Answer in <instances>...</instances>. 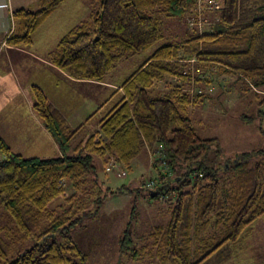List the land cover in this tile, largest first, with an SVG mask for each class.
I'll return each mask as SVG.
<instances>
[{
	"label": "trees",
	"instance_id": "1",
	"mask_svg": "<svg viewBox=\"0 0 264 264\" xmlns=\"http://www.w3.org/2000/svg\"><path fill=\"white\" fill-rule=\"evenodd\" d=\"M66 1L40 0L37 9L14 11L7 44L30 47L37 29ZM202 1L101 0L89 21L61 38L54 62L75 79L103 82L119 63L159 42L163 18H194ZM251 1L212 0L225 30L194 34L180 44L156 49L124 81L100 130L86 141H79L84 125L72 129L53 110L44 92L33 89L35 110L62 154L24 157L0 138L4 156L0 161V209L9 217L8 224L0 227V264L89 263V256L69 231L97 216L108 198L127 189L125 185L116 190L103 187L96 157L105 166L114 160L130 171L145 149L153 157L162 152L170 168L160 173L161 183L152 192L157 199L170 198L171 174L178 176L167 224L138 238L127 230L119 241L120 255L134 264L148 259L156 264H205L217 249L237 242L264 216V149L223 158L219 139L200 138L188 116L191 107L204 103L203 96L191 95L180 84L205 81L209 86L211 81L206 79L210 78L203 75L215 69L217 77L238 75L257 87L264 85V2ZM258 96H263L264 105V95ZM178 168L185 174L180 175ZM67 185L73 188L70 195ZM61 196L64 204L49 209ZM218 230L222 238L212 247L204 234ZM28 240L33 245L13 256Z\"/></svg>",
	"mask_w": 264,
	"mask_h": 264
},
{
	"label": "rangeland",
	"instance_id": "2",
	"mask_svg": "<svg viewBox=\"0 0 264 264\" xmlns=\"http://www.w3.org/2000/svg\"><path fill=\"white\" fill-rule=\"evenodd\" d=\"M211 1L203 0L199 10L201 14L194 18H163L159 26L162 36L159 42L150 50L119 63L109 75H114L118 82L123 83L161 46L180 44L194 34L224 31L225 27L219 22V12L213 9ZM80 2L82 4L79 11L74 5L66 9L67 14L71 16L69 18L74 19L72 24L76 22V26L90 20L92 12L99 8L101 0ZM252 2L260 4L264 0ZM215 75H218L215 69H212L210 74L203 75L210 78L206 79L211 81L209 86L205 81L192 86L180 82L182 88L191 95L201 94L204 99L203 104L189 109L188 116L196 133L203 139H219L223 158L264 149V105L261 104L263 96H258L264 95V85L257 87L253 82L238 75L223 78ZM77 95L81 99L91 101L90 107L99 102V109L104 103V92L97 91V88L95 91L79 88ZM111 107L104 109L89 121L79 135V141L88 140L100 129L99 119L103 118ZM94 163L104 188L116 190L125 185L127 189L108 198L97 216L86 218L82 225L69 231V236L89 256L88 264H134L127 257L120 255L119 241L127 230L131 236L138 238L150 234L158 225L167 224L168 211L174 203L172 197L178 176L172 172V187L167 189L170 198L163 200L161 196L158 199L152 196V192L158 190V187L150 189L141 183L142 180H159L160 173H166L163 164L157 157L149 156L147 149L133 161L132 170H126V177L118 176L121 167H114L112 171L107 172L109 165L105 166L99 157L95 158ZM178 169L181 171L180 175L185 174L183 169ZM66 190L69 195L73 192L71 185H67ZM64 202L63 196L58 197L49 204V209H58ZM8 222V214L4 209H0V227ZM204 235L206 242L212 243V247L218 245L222 238L221 230L215 233L208 231ZM32 245V240L24 242L15 249L13 256ZM139 264H156V261L148 259ZM205 264H264V216L257 219L237 242H228L217 249Z\"/></svg>",
	"mask_w": 264,
	"mask_h": 264
},
{
	"label": "crops",
	"instance_id": "3",
	"mask_svg": "<svg viewBox=\"0 0 264 264\" xmlns=\"http://www.w3.org/2000/svg\"><path fill=\"white\" fill-rule=\"evenodd\" d=\"M39 1L0 0L7 4V8H0V138L16 154L52 158L62 153L35 110L33 89L38 87L44 92L53 110L60 113L72 129L84 125L85 130L92 118L117 99L124 82H118L114 75H107L103 82L75 79L55 64L53 55L59 41L76 26L66 9L74 5L79 11L80 0H67L59 7L34 33L30 47L9 46L7 39L14 25L13 12L23 8L37 9ZM79 88L88 91L97 88L104 92L103 105L98 109L100 104L95 102V106L90 107L91 101L77 95ZM105 115L99 119V128ZM147 150L152 156L151 150Z\"/></svg>",
	"mask_w": 264,
	"mask_h": 264
},
{
	"label": "built area",
	"instance_id": "4",
	"mask_svg": "<svg viewBox=\"0 0 264 264\" xmlns=\"http://www.w3.org/2000/svg\"><path fill=\"white\" fill-rule=\"evenodd\" d=\"M0 8H7V4H5V3H0ZM103 138H105V137H103ZM156 157H157V159L163 164V167L165 168V170H166V172H167V170L169 169V165H168V163H167V161H166V158H165V156L163 155V153L162 152H158V154H156ZM4 158V156H3V154L0 152V161L2 160ZM114 167H119V165L118 164H116L115 162H114V160H112L111 162H110V164H109V166H107V168H106V171L107 172H110V171H112L113 170V168ZM118 176L119 177H126L127 176V172H126V170H124V169H121L119 172H118ZM160 181L159 180H155V179H151V180H149V181H146V187L147 188H155V187H158L159 185H160ZM163 199H164V197H162Z\"/></svg>",
	"mask_w": 264,
	"mask_h": 264
}]
</instances>
